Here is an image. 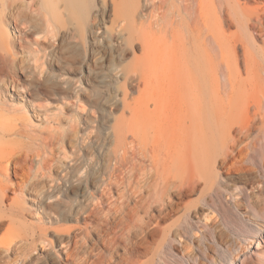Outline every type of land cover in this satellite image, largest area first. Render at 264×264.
<instances>
[{
    "label": "bare ground",
    "instance_id": "obj_1",
    "mask_svg": "<svg viewBox=\"0 0 264 264\" xmlns=\"http://www.w3.org/2000/svg\"><path fill=\"white\" fill-rule=\"evenodd\" d=\"M221 187L264 211V0H0V264H162Z\"/></svg>",
    "mask_w": 264,
    "mask_h": 264
},
{
    "label": "rangeland",
    "instance_id": "obj_2",
    "mask_svg": "<svg viewBox=\"0 0 264 264\" xmlns=\"http://www.w3.org/2000/svg\"><path fill=\"white\" fill-rule=\"evenodd\" d=\"M81 98L86 99L83 95ZM126 180L129 181V177ZM117 196L115 194L110 201ZM198 197L197 192L187 198L196 202L199 211L197 217L184 223L191 247L181 252L168 251L162 264H264V211L246 206L237 208L235 196L223 187L212 192L210 205H201ZM108 206L109 202L105 205L107 210ZM63 224L70 226L75 222L64 221ZM6 235L5 230L1 231L0 239ZM41 250L38 247L37 251ZM110 256L108 253L107 257Z\"/></svg>",
    "mask_w": 264,
    "mask_h": 264
}]
</instances>
